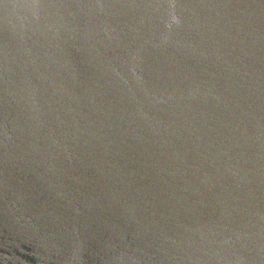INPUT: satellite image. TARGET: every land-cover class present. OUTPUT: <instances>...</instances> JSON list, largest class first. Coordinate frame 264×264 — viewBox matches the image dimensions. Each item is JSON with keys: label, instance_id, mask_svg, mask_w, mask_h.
<instances>
[{"label": "water", "instance_id": "1", "mask_svg": "<svg viewBox=\"0 0 264 264\" xmlns=\"http://www.w3.org/2000/svg\"><path fill=\"white\" fill-rule=\"evenodd\" d=\"M0 264H264V0H0Z\"/></svg>", "mask_w": 264, "mask_h": 264}]
</instances>
